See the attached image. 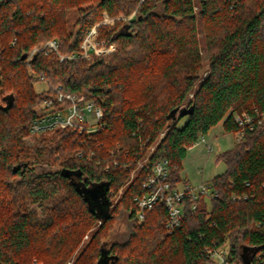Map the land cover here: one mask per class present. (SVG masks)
<instances>
[{"label":"trees","instance_id":"trees-1","mask_svg":"<svg viewBox=\"0 0 264 264\" xmlns=\"http://www.w3.org/2000/svg\"><path fill=\"white\" fill-rule=\"evenodd\" d=\"M133 10L97 27L114 52L67 57L102 13ZM197 21L208 71L198 85ZM49 39L62 59L42 49L26 60ZM72 97L101 109L97 129L58 126L26 147L43 101L65 110ZM254 109L264 112V0H0V264H65L97 221L75 264H208L216 245L233 264H264V123L216 155L226 166L209 180L216 196L185 198L177 230L161 201L138 221L156 162L167 159L172 186L186 183L187 149L219 122L234 134L233 114ZM32 160L52 170L36 173ZM117 220L126 233L105 248Z\"/></svg>","mask_w":264,"mask_h":264},{"label":"built area","instance_id":"built-area-1","mask_svg":"<svg viewBox=\"0 0 264 264\" xmlns=\"http://www.w3.org/2000/svg\"><path fill=\"white\" fill-rule=\"evenodd\" d=\"M107 22L108 17L105 14L103 22L96 23L87 30L79 45V52H72L67 57H85L89 59L92 53L96 55L109 54L111 49L109 50L104 46H97V44H95L97 27ZM14 42L15 40L12 41V43ZM42 49L57 53L60 59L64 57L58 52V40L49 39L40 47H33L26 55V60L30 61L33 55ZM57 99L61 101V96L58 95ZM72 99L73 103L65 107V110L54 107L52 101L49 99L44 100L43 106L45 110L43 109L42 115L30 124L28 136L52 130L58 126L74 127L77 128L79 132L83 130L89 133L95 131L98 127V121L102 116L101 109L95 107L91 101H86L82 97H72ZM90 118L94 124L91 129L87 126V124L90 123ZM233 120L238 126L233 135L236 141H240L243 139L246 130H252L255 125L264 123V112L254 109L252 113H234ZM200 139L204 140V137ZM168 173L167 159L159 160L152 166L148 179L142 183V187L146 190L137 197L139 206L138 221H143L144 209L151 208L156 202L161 201L164 203L167 211L166 230L172 233L177 230L182 223L184 217L183 201L185 198H191L193 201L197 200L200 196L205 199H212L216 196V192L213 190L209 181L203 180L196 186H191L188 183L181 184V186H172L171 183L166 180ZM192 207L195 208L196 204L193 203ZM207 251L209 256L208 264H233L228 260V250L225 246L216 245L207 249Z\"/></svg>","mask_w":264,"mask_h":264},{"label":"rangeland","instance_id":"rangeland-1","mask_svg":"<svg viewBox=\"0 0 264 264\" xmlns=\"http://www.w3.org/2000/svg\"><path fill=\"white\" fill-rule=\"evenodd\" d=\"M195 10H197V7H194ZM106 13H102V18L99 22L101 23L104 20V16ZM72 17V14H70ZM108 17V22L104 25L110 26L114 23V21L119 20H133L135 18V10H133L129 15L124 16L122 14H118L115 17ZM101 25V24H100ZM198 26V38H199V44H200V52L202 55V61L204 64V71L202 72L200 79L197 82V85L201 83V81L204 80V78L208 75V71L206 69L207 67V54L205 50V38L203 34V26L201 21H197ZM97 46H104L105 48H108L109 54L114 52L117 49L116 43L106 44L104 41H98L96 40ZM93 54V53H92ZM105 55H108L105 54ZM46 85L42 82H36L34 83V88L36 91H41L45 89ZM192 94H189V98H191ZM41 107L45 110L44 106L41 105ZM90 123L87 124V126L91 129L93 128V122L91 121V118L89 119ZM185 123V119L181 120L179 122V126H182ZM50 130L44 131L48 132ZM41 132V133H44ZM40 133V134H41ZM22 142L26 147H30L33 143V139L30 138V136H26L22 138ZM235 142H238L235 140V136L230 133L224 131L221 122L217 123L216 125L212 126L208 133L204 136V140H198L192 146H190L187 149L185 158L182 160V170L180 172V176L183 179H187V181L190 182L191 185L196 186L198 185L201 180L203 181H209L214 176L221 174L225 171L226 166L224 162L217 161L216 155L226 149H229L232 147ZM33 161V160H32ZM31 161V162H32ZM34 162V161H33ZM33 169L36 173L44 172L47 170H52L51 167L47 165H40L38 163H33ZM178 186H181V183L178 184ZM119 197V195L115 196V200ZM101 224L100 221H97L93 224V226L84 234L82 240L77 245L73 253L68 257L65 264H75L76 260L81 256L83 251L86 249L87 245L89 244V239L91 237V234L97 229V227ZM126 233V227L124 222L117 220L111 228V231L108 233V237L105 239V248L109 247L111 243H114L116 241H120L123 239V235ZM252 253V249L249 247H243L242 249V257L244 260H248L250 258V255ZM77 264H80L78 262Z\"/></svg>","mask_w":264,"mask_h":264},{"label":"crops","instance_id":"crops-1","mask_svg":"<svg viewBox=\"0 0 264 264\" xmlns=\"http://www.w3.org/2000/svg\"><path fill=\"white\" fill-rule=\"evenodd\" d=\"M187 156V155H186ZM187 180V179H186ZM186 183H188V184H190V182L189 181H186ZM184 184V183H183ZM191 185V184H190ZM191 186H193V185H191Z\"/></svg>","mask_w":264,"mask_h":264}]
</instances>
